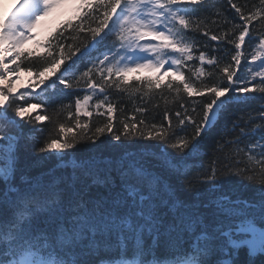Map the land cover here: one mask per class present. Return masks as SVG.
Returning <instances> with one entry per match:
<instances>
[{
	"label": "snow or ice",
	"instance_id": "obj_1",
	"mask_svg": "<svg viewBox=\"0 0 264 264\" xmlns=\"http://www.w3.org/2000/svg\"><path fill=\"white\" fill-rule=\"evenodd\" d=\"M227 5L242 23L224 15L220 0H23L0 18V264H264V104L257 116L242 115L222 131L210 164L198 165L204 170L194 177L163 148L147 154L125 149L112 158L88 156L60 175L50 170L30 177L20 166L21 150L29 143L37 145L39 154H49L42 159L55 153L63 161L67 150L82 140L95 146L105 132L121 144L130 139L163 142L185 158L200 157L231 101L246 103L255 98L252 93L264 99V25L259 36L250 27L264 21V0L251 5L227 0ZM61 16L67 18L56 24ZM38 30L44 33L41 39ZM29 42L33 48L25 47ZM84 57L89 66L77 75L74 66ZM32 61L41 67L29 66ZM67 61L71 64L61 71ZM195 61L198 67L189 63ZM185 68L197 80L218 69L226 82L196 85ZM143 70L153 75L137 77L136 83L149 91L164 85L178 97L183 92L210 98L200 111L195 103L191 112L179 103L183 112H174L175 126L169 111L164 112L166 127L145 124L147 109L138 107L141 118L121 119V129L114 131L118 109L108 90L125 91L129 76ZM21 73L35 77L24 91L14 88ZM169 76L174 80L165 82ZM81 82L82 98L71 91ZM101 94L94 107L107 115V122L87 135L89 122L80 117L93 116L89 102ZM68 95H77L78 132L59 123L57 138L42 144L39 136L30 140L25 125L29 133H43L36 125L55 123L45 102L55 104ZM153 160L161 161L167 176ZM172 176L183 179L175 184ZM233 178L251 183L256 196L224 194L223 186ZM205 194L207 201L201 199Z\"/></svg>",
	"mask_w": 264,
	"mask_h": 264
},
{
	"label": "trees",
	"instance_id": "obj_2",
	"mask_svg": "<svg viewBox=\"0 0 264 264\" xmlns=\"http://www.w3.org/2000/svg\"><path fill=\"white\" fill-rule=\"evenodd\" d=\"M237 3H244L245 0H234ZM249 5L253 2V0H247ZM255 3H259V0H254ZM220 3L223 5V12L225 16H228L229 19H232L234 23L240 24L242 21L239 20L238 17L235 16L234 10L227 5V0H220ZM264 25V21H254L253 26V35L259 36L261 26ZM231 25H229L230 27ZM214 27V26H213ZM196 38L207 42V38L203 37L202 34L197 33L195 34ZM247 40V38H246ZM211 45H216L217 42L212 41L210 42ZM199 49V46H197ZM221 47H225L224 44H221ZM232 45H226V49H231ZM209 55H216L218 54L214 49H203ZM99 54V53H97ZM198 55V51L196 53ZM79 55V54H77ZM75 59V58H74ZM250 59V56H249ZM228 59L225 58L224 61L221 62V66L224 63H227ZM195 63L196 66H199V62H189ZM243 63V62H242ZM29 64V62H26ZM68 64H71V61H67L64 66H62L61 71H63L64 67H67ZM29 66L34 67H41L40 61H32ZM89 66L88 57H84L82 60H77L76 65L74 68L76 69V74L79 75L80 72L84 71L86 67ZM205 68H209V66L205 65ZM211 70V69H210ZM185 71V75L190 77L192 82L196 85H200L201 80L205 83H213V82H226L223 81V77L219 75V70L216 69V74L212 77H202L200 80H197L195 76L192 75L191 72L187 70V68L183 69ZM242 71L246 73V69L242 68ZM59 75V73H57ZM239 75V73H238ZM34 77V76H33ZM137 77H130L129 80L131 84L126 88L125 91L121 92L116 90L115 88L108 90L109 99L116 104L117 106V113L116 119L114 121V131H119L121 129V125L119 121L121 119H127L133 115L137 117V120L141 118V114L136 113L135 109L138 107H142L147 109L146 112L143 113V117L145 118V124L155 123L157 125L163 124L165 127L167 126V121L164 120V112L169 111L170 115H172V123L175 126L177 121L174 116V112L179 110L183 112V109L179 108V103H185L186 107H188V111L191 112V105L195 103L197 106V110L200 111L201 106L205 103L210 97L205 96H195V97H188L186 94L181 92L180 96L178 97L174 92H170L164 85L161 86V89H154L149 91L146 86L140 85L136 83ZM140 78H147L146 76H140ZM50 79L54 80L55 77H50ZM172 79L173 77H165L164 80ZM254 83V82H253ZM251 86V85H250ZM62 88V86H61ZM85 85L81 82L79 88H74L73 91L77 95L82 98L83 89ZM136 88H140L139 91H136ZM49 91H55L54 89H49ZM44 95V94H42ZM77 95H68L63 96L60 100H58L55 104H47L45 102V109L48 114L54 115L55 123H51L49 121H43L40 124L36 125L37 128H43L44 132L38 134L37 132L29 133L28 125H25L24 131L28 134L30 140H36L39 136V143L42 144L46 139L57 138V125L59 123H64L66 127L72 128L74 132H78L76 129L75 123V99ZM228 95H232L229 93ZM253 97L254 99L249 100L246 103H241L236 100L230 102L228 111L223 114L220 118L218 123L216 124L215 128L209 134L208 143L205 145L203 149V154L195 159L185 158L183 154L178 153L176 150L171 149L167 145L163 144V142H154L150 140H125L123 144L119 141H115L111 139V133L105 132L104 135H101L99 139L95 141V146H90L89 141L82 140L80 143L76 145L75 148L67 150V154L64 156V160L61 161L60 156L52 153L50 159H42L41 156H47L49 154H39L36 151L37 145L29 143L27 149H22L20 153V166L23 168L30 177H39L42 174L48 173L50 170L54 171L56 175H60L63 172L71 171V164L75 163L78 160L85 159L88 156L97 157V159L103 158H112L118 154H121L123 150H127L128 152H140V153H153L158 152L161 148L164 149L166 155L169 158H173L176 161L181 162L182 164L186 165V170L188 171L189 177H194L197 173L203 172V168L198 167V165H203L204 168L211 162L212 158V148L215 146V140L219 138L222 131L225 128L231 126L233 120L237 119L242 115H246L251 113L253 117L257 116V109L264 104V99H260L257 93L248 94ZM103 99V94L99 96V99ZM35 103L36 101H31ZM64 105H71L70 108H65ZM123 108V112L120 109ZM30 111H32L30 109ZM99 111H104V109H100ZM69 112L73 113V115H69ZM93 116L91 118L84 117L81 115L80 119L81 122H89V131L87 135H92L95 131L96 127H101L107 122V115H99L98 111H92ZM36 113L33 112V115ZM41 114H44L41 112ZM259 122V120L257 121ZM192 131L191 126L188 127V133ZM238 131V130H237ZM185 133H181L184 135ZM83 135V133H80ZM231 138V137H229ZM103 142V143H102ZM112 145H119L120 148H113ZM243 147V145H241ZM246 159V157H245ZM152 164L155 166L156 170L164 174L165 176L168 175L167 171L162 167L161 161L153 160ZM243 167V165H241ZM48 177L45 176V179ZM182 177L172 176L171 180L175 184H180ZM222 192L224 194L230 195L233 198L237 196L245 199H253L256 196L257 189L252 186L251 183H241L239 180L233 178V180L229 183H226L223 186ZM219 194V193H218ZM201 199L207 201L208 197L205 194ZM241 259H243V252L241 253ZM259 264V262H258Z\"/></svg>",
	"mask_w": 264,
	"mask_h": 264
},
{
	"label": "rangeland",
	"instance_id": "obj_3",
	"mask_svg": "<svg viewBox=\"0 0 264 264\" xmlns=\"http://www.w3.org/2000/svg\"><path fill=\"white\" fill-rule=\"evenodd\" d=\"M19 1H21V0H0V18H3V17L10 15L14 11V9H15V7ZM66 18L67 17L61 16L55 20V23L59 24L61 20L66 19ZM38 31L40 32V34L37 35L36 38L41 39L44 33L40 30H38ZM25 47L26 48H33L34 45L31 42H29L27 45H25ZM167 67H168V65H165V70L167 69ZM163 71L164 70H162V72ZM141 75L151 77L153 75V73L148 71V70H143L139 73H132L129 77L141 76ZM34 79H35V77H30L27 73H21L19 79H16V81H15L14 88L20 89L21 91H24L25 90L24 86L27 85L30 82V80H34ZM39 90L37 89L36 91L39 92ZM99 96H101V95L94 96L93 100L89 102V108H88L89 111H97L95 109L94 105L98 101Z\"/></svg>",
	"mask_w": 264,
	"mask_h": 264
}]
</instances>
